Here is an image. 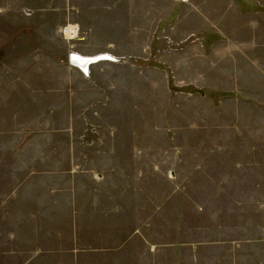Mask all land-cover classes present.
Here are the masks:
<instances>
[{
    "label": "rangeland",
    "instance_id": "1",
    "mask_svg": "<svg viewBox=\"0 0 264 264\" xmlns=\"http://www.w3.org/2000/svg\"><path fill=\"white\" fill-rule=\"evenodd\" d=\"M0 264H264V0H0Z\"/></svg>",
    "mask_w": 264,
    "mask_h": 264
},
{
    "label": "bare ground",
    "instance_id": "2",
    "mask_svg": "<svg viewBox=\"0 0 264 264\" xmlns=\"http://www.w3.org/2000/svg\"><path fill=\"white\" fill-rule=\"evenodd\" d=\"M71 57H72L71 58L72 62L76 63L77 67L81 68L83 71H86L87 69H89V65L91 63H94V62H91L87 64L88 61L91 60L92 58L98 57L101 60H109L111 55L105 52V53H100V54L93 55V56H87V55H81L79 53L73 52L71 53Z\"/></svg>",
    "mask_w": 264,
    "mask_h": 264
},
{
    "label": "built area",
    "instance_id": "3",
    "mask_svg": "<svg viewBox=\"0 0 264 264\" xmlns=\"http://www.w3.org/2000/svg\"><path fill=\"white\" fill-rule=\"evenodd\" d=\"M60 32L66 40H70L78 35L79 29L76 24L67 23L60 28Z\"/></svg>",
    "mask_w": 264,
    "mask_h": 264
},
{
    "label": "crops",
    "instance_id": "4",
    "mask_svg": "<svg viewBox=\"0 0 264 264\" xmlns=\"http://www.w3.org/2000/svg\"><path fill=\"white\" fill-rule=\"evenodd\" d=\"M123 245V244H122ZM107 250V249H106ZM75 251V250H74ZM78 250H76L75 252H77ZM79 252H82L81 251V249L79 250ZM98 252V251H97ZM100 252H101V250H100ZM99 252V253H100ZM105 252H107L108 254H111V255H113V256H117V255H119L118 254V252H119V249L118 248H112V249H108L107 251H105ZM94 253V252H93ZM93 253H91V254H93ZM99 253H97L98 255H100ZM123 262V261H122Z\"/></svg>",
    "mask_w": 264,
    "mask_h": 264
},
{
    "label": "water",
    "instance_id": "5",
    "mask_svg": "<svg viewBox=\"0 0 264 264\" xmlns=\"http://www.w3.org/2000/svg\"><path fill=\"white\" fill-rule=\"evenodd\" d=\"M71 58H72V57H71V54H70V61H71V63L76 65V63L72 62ZM98 60H100V58H98V57L92 58L91 60L88 61L87 64H89V63H91V62H96V61H98Z\"/></svg>",
    "mask_w": 264,
    "mask_h": 264
}]
</instances>
